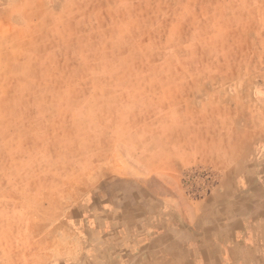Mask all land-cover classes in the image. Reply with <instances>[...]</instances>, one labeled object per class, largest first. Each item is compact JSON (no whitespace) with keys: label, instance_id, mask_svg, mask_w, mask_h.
<instances>
[{"label":"crops","instance_id":"crops-1","mask_svg":"<svg viewBox=\"0 0 264 264\" xmlns=\"http://www.w3.org/2000/svg\"><path fill=\"white\" fill-rule=\"evenodd\" d=\"M243 5L255 12L254 31L261 30L264 0ZM63 10L69 13L63 25L78 29L84 57L110 58L102 55L103 44L112 49L109 43L132 38L162 50L119 46L125 53L118 58L167 59L182 42L181 28L192 26L197 0H68ZM263 41L261 30L254 42ZM164 44L174 51L165 52ZM158 71L154 83L81 84L103 92L94 104L99 125L73 170L76 179L60 195V210L48 215L57 221L25 250L29 264H264L261 108L246 130L245 100L187 97L182 91L198 84ZM254 102L262 106L261 99ZM201 165L217 171V182L209 195L193 198L183 179Z\"/></svg>","mask_w":264,"mask_h":264},{"label":"rangeland","instance_id":"rangeland-1","mask_svg":"<svg viewBox=\"0 0 264 264\" xmlns=\"http://www.w3.org/2000/svg\"><path fill=\"white\" fill-rule=\"evenodd\" d=\"M67 1L0 0V264H29L25 250L57 221L48 215L60 210V195L76 179L73 170L83 162L86 145H93L90 131L100 118L95 98L103 92L80 89L81 84L154 83L164 67L170 78L176 72V82L198 84L182 91L187 97L245 100L240 110L246 130L261 108L264 130V41L254 42L264 27L254 31L255 12L243 9L254 0H197L174 58H118L125 53L119 46L162 50L131 38V44L109 43L112 49L103 44L102 55L112 57L96 62L78 52V29L63 25L69 22ZM163 48L174 51V44ZM84 117L90 122L78 121Z\"/></svg>","mask_w":264,"mask_h":264},{"label":"built area","instance_id":"built-area-1","mask_svg":"<svg viewBox=\"0 0 264 264\" xmlns=\"http://www.w3.org/2000/svg\"><path fill=\"white\" fill-rule=\"evenodd\" d=\"M216 182L215 171L205 166L191 168L185 173L183 179L184 188L193 198H204L209 195Z\"/></svg>","mask_w":264,"mask_h":264}]
</instances>
